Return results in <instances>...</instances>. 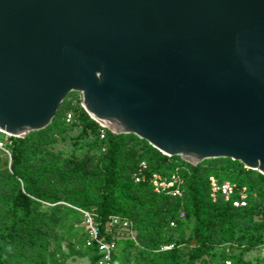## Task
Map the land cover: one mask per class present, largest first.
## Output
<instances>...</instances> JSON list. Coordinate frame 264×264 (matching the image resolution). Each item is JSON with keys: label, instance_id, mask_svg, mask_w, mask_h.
I'll return each instance as SVG.
<instances>
[{"label": "water", "instance_id": "95a60500", "mask_svg": "<svg viewBox=\"0 0 264 264\" xmlns=\"http://www.w3.org/2000/svg\"><path fill=\"white\" fill-rule=\"evenodd\" d=\"M68 92L112 134L264 176V0H0V131Z\"/></svg>", "mask_w": 264, "mask_h": 264}, {"label": "trees", "instance_id": "16d2710c", "mask_svg": "<svg viewBox=\"0 0 264 264\" xmlns=\"http://www.w3.org/2000/svg\"><path fill=\"white\" fill-rule=\"evenodd\" d=\"M70 95L78 97L68 92L42 129L22 138L7 137L8 157L0 151V264H61L53 259L58 246L47 249L49 227L57 213L79 223L74 208L92 212L100 234L113 241L108 264H202L217 247L219 259L213 264L264 262V257L254 263L244 258L264 243V176L227 158L192 166L177 156L160 154L132 134L102 128L99 138L100 127L78 100L74 104L66 100ZM68 113L70 121L65 123ZM73 126L78 127L73 143L86 136L91 139L85 151L78 156L52 151L50 146ZM139 162H144L147 175L165 176L176 169L181 195L154 193L145 182L133 183L129 175ZM208 176L244 186L255 196L247 198L245 207H232L221 197L212 202ZM43 203L51 205L46 217L41 213ZM111 215L127 219L132 239L123 231L121 235L107 230L105 222ZM165 245L171 247L160 250ZM85 251L86 264H96V248Z\"/></svg>", "mask_w": 264, "mask_h": 264}, {"label": "built area", "instance_id": "2783aa9c", "mask_svg": "<svg viewBox=\"0 0 264 264\" xmlns=\"http://www.w3.org/2000/svg\"><path fill=\"white\" fill-rule=\"evenodd\" d=\"M69 121L70 115L68 113L64 117V122L68 123ZM99 127L100 129L98 131V137L102 138V127ZM0 135L3 136V138L0 137V151L4 153L6 157H8L6 144L8 143L7 137L9 136L2 133L1 131ZM129 177L133 183L145 182L149 184L151 190L154 193H164L174 197H179L181 195L180 187L182 185V180L179 177L176 169L165 176H162L158 173H150L149 175H147L145 173L144 162H139L136 168L130 173ZM207 185L208 197L210 201L213 202L217 197H221L223 201L229 202L232 207H245L247 205V198L249 196H255L254 192L247 191L244 186L238 188L235 186V184L228 181L218 182L213 176L207 177ZM74 209L80 214V221L78 225L82 231L83 246H94L96 248V251L99 254L96 264H108L109 255L113 247V241L105 240L104 237L100 234L98 224L92 212L77 208ZM179 216H181V212L179 213ZM105 225L107 230L115 229L116 233L123 231L126 237L132 239V234L129 231V222L127 221V219L111 215L107 218ZM170 247L171 245H165L163 246V250H167ZM260 254L261 259L264 257V244ZM225 264H228V262L226 261ZM260 264H264V262Z\"/></svg>", "mask_w": 264, "mask_h": 264}, {"label": "rangeland", "instance_id": "374dc122", "mask_svg": "<svg viewBox=\"0 0 264 264\" xmlns=\"http://www.w3.org/2000/svg\"><path fill=\"white\" fill-rule=\"evenodd\" d=\"M66 100L74 104L79 102L80 96L70 95L66 98ZM78 127L73 126L70 127L64 133L63 139L57 141L56 143L50 146L52 151H58L63 156L74 155L78 156L83 153L86 149V144L91 140L90 137L86 136L80 139L77 143H73V137L77 134ZM3 138L2 135H0ZM57 204H63L62 202H58ZM51 206L50 204H42L41 213L46 217L48 216L47 208ZM56 222L49 227L51 234H49V241L47 249H50L53 244L58 246V250L54 254V261L61 264H86L88 254L85 251V247L83 246L82 236L80 234V228L75 221V218H66L61 216V214L57 213ZM171 226V224H169ZM191 223H188V226L183 229V235L186 236L188 233V228ZM121 235L123 233L121 232ZM264 244V243H263ZM263 244L259 245L255 249L249 250L244 254V258L248 259L250 263H254L255 261H259L260 252L263 247ZM160 250H163V246L160 247ZM72 251V252H71ZM218 251L219 247L215 249L213 254H211L206 259L204 258V262L202 264H213L218 261ZM132 254V252H130ZM225 264V262L223 263ZM256 264H260L257 262Z\"/></svg>", "mask_w": 264, "mask_h": 264}]
</instances>
